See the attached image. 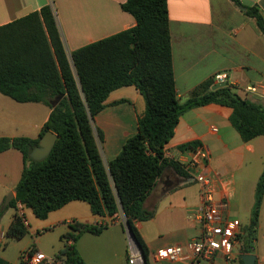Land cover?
<instances>
[{
	"label": "crops",
	"instance_id": "crops-1",
	"mask_svg": "<svg viewBox=\"0 0 264 264\" xmlns=\"http://www.w3.org/2000/svg\"><path fill=\"white\" fill-rule=\"evenodd\" d=\"M125 1L0 0V27L49 5L71 63L76 49L135 26L134 18L121 8ZM239 2L256 6L264 16V0ZM167 10L175 92L180 102L190 98L215 73L226 72L227 84L234 92L264 105V34L253 18L245 16L230 0H167ZM248 85H254L256 93L245 92ZM104 105L92 119V128L102 162L107 166L124 142L136 134L145 104L139 92L128 86L110 92ZM49 113L50 108L42 103H19L0 93V138L37 139ZM230 113V108L213 103L186 111L164 149L167 159L184 167L194 158V148L180 146L193 141L203 146L208 153L206 173L215 182V200H225L227 219L238 220L244 227L249 224L256 183L264 168V135L242 141L229 122ZM22 169L23 158L18 150L10 148L0 153V208L9 193L14 197ZM188 176L166 167L143 204L144 209L153 211V216L134 223L149 253L147 264H241L240 246L233 249L229 259L223 253H216L211 259L174 262L154 257L165 247L184 245L200 235L199 187ZM84 204L71 201L50 212L42 219L44 227L57 230L60 239L69 231V223H105L107 227L99 235H80L75 247L81 258L85 264H129L123 215L102 218L93 215L88 204ZM15 214L26 219L29 234L43 224H31L22 205L4 210L0 218V233L4 234L0 257L8 264H17L19 253L31 245H19L23 238L18 239L15 256L9 252L13 243L6 232ZM61 248L62 245L45 254L55 255ZM252 253L256 264H264V194Z\"/></svg>",
	"mask_w": 264,
	"mask_h": 264
},
{
	"label": "trees",
	"instance_id": "trees-1",
	"mask_svg": "<svg viewBox=\"0 0 264 264\" xmlns=\"http://www.w3.org/2000/svg\"><path fill=\"white\" fill-rule=\"evenodd\" d=\"M230 1L253 18L264 34V16L256 6ZM121 8L134 18L135 26L76 49L71 63L49 5L0 27V93L19 103L36 102L50 108L37 139L0 138V153L13 148L23 158L15 195L0 208V218L6 208L21 204L36 218L45 219L71 201L85 202L93 215L102 218L121 213L147 264L149 253L134 223L153 216L143 204L166 167L188 176L178 162L164 156L180 116L211 103L228 107L231 126L246 142L264 135V105L239 96L229 85L210 90L212 79L180 102L175 92L167 0H126ZM128 86L143 97L145 110L136 134L104 166L92 119L104 108L110 92ZM46 131L57 139L50 153L35 161L29 154ZM97 136L102 137L100 131ZM197 144L188 142L180 148L193 149ZM263 194L264 168L256 183L249 224L239 236L240 255L253 252ZM68 227L55 256L62 264H85L76 241L84 233L99 235L107 224L72 222ZM27 231L22 216L15 214L6 234L21 239ZM0 264L8 262L0 257Z\"/></svg>",
	"mask_w": 264,
	"mask_h": 264
},
{
	"label": "built area",
	"instance_id": "built-area-1",
	"mask_svg": "<svg viewBox=\"0 0 264 264\" xmlns=\"http://www.w3.org/2000/svg\"><path fill=\"white\" fill-rule=\"evenodd\" d=\"M226 72H218L212 76L214 84L228 81ZM245 92L254 94L257 89L254 85L245 87ZM211 129L215 131V127ZM165 156V149H164ZM208 153L203 146L194 148V158L183 168L192 176L199 187L200 204L198 207L200 235L191 239L184 245H173L157 251L154 257L167 261L195 260L199 258L211 259L216 253H223L232 258V251L240 246L239 236L242 233V225L238 220H229L226 217L227 203L225 200L216 201L214 197V179L206 173V161ZM21 206V204H17ZM22 216V215H20ZM124 218V217H123ZM23 223L27 226L26 219L22 216ZM4 234L0 233V240ZM17 264H62L55 255H46L34 246L21 251ZM128 263L143 264L140 250L128 238Z\"/></svg>",
	"mask_w": 264,
	"mask_h": 264
},
{
	"label": "rangeland",
	"instance_id": "rangeland-1",
	"mask_svg": "<svg viewBox=\"0 0 264 264\" xmlns=\"http://www.w3.org/2000/svg\"><path fill=\"white\" fill-rule=\"evenodd\" d=\"M85 207H87V204H84ZM24 212L26 214V218L31 222V224H35V226H38L39 224L43 223L42 225H40L41 227H37V231L33 232L31 234H29V232L27 231V233L25 234L24 237H22L21 242L19 245H23V244H31V246H36V249L44 252V253H50L52 250L58 249L61 247L62 242L59 239L58 236V232L57 230H53V229H49L48 227H44L45 226V222L42 219H38L34 216V214L32 213L30 208H26L24 207ZM56 213V212H55ZM54 215V214H51ZM123 222H124V218H123ZM39 232V233H37ZM14 238H9V242L13 243L11 244V246L9 247V252H11V254L13 256H15L17 248L15 246V244L19 243L17 242L18 239L13 240ZM13 241V242H12Z\"/></svg>",
	"mask_w": 264,
	"mask_h": 264
},
{
	"label": "water",
	"instance_id": "water-1",
	"mask_svg": "<svg viewBox=\"0 0 264 264\" xmlns=\"http://www.w3.org/2000/svg\"><path fill=\"white\" fill-rule=\"evenodd\" d=\"M227 85H228L227 82H220V83L214 84L211 87V90H216V89L221 88V87H226ZM59 99L60 98H57L54 102H52V105L55 106L57 104V102L59 101ZM56 139H57L56 134H54L50 131H46L40 137V139L38 141V145L36 147H34L32 149V151L30 152V154H29L30 158L35 160V161H40V160L44 159L50 153L51 149L54 146ZM12 198H13L12 193H9L4 200L3 207H6ZM124 229H125V232L127 234V237L138 248V246L135 242V239L133 237L132 231H131L127 221L125 220V218H124ZM141 255H142V253H141ZM239 257L243 261V264H255V262H256V256L253 253L241 254ZM142 259H143V264H145V260H144L143 255H142Z\"/></svg>",
	"mask_w": 264,
	"mask_h": 264
}]
</instances>
